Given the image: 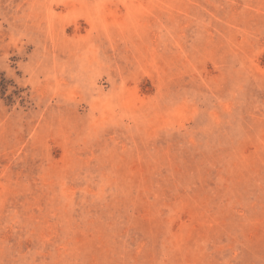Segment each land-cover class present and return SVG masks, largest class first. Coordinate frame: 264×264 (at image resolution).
Here are the masks:
<instances>
[{
  "label": "rangeland",
  "instance_id": "rangeland-1",
  "mask_svg": "<svg viewBox=\"0 0 264 264\" xmlns=\"http://www.w3.org/2000/svg\"><path fill=\"white\" fill-rule=\"evenodd\" d=\"M0 264H264V0H0Z\"/></svg>",
  "mask_w": 264,
  "mask_h": 264
}]
</instances>
